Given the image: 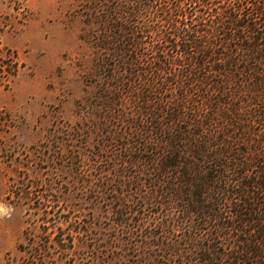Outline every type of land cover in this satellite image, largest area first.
<instances>
[{"label": "rangeland", "instance_id": "obj_1", "mask_svg": "<svg viewBox=\"0 0 264 264\" xmlns=\"http://www.w3.org/2000/svg\"><path fill=\"white\" fill-rule=\"evenodd\" d=\"M209 2L0 0V264H182L169 247L194 263L198 244L146 193L149 148L131 131L147 99L181 95L193 61L178 33H224ZM203 76L192 91L208 100Z\"/></svg>", "mask_w": 264, "mask_h": 264}, {"label": "trees", "instance_id": "obj_2", "mask_svg": "<svg viewBox=\"0 0 264 264\" xmlns=\"http://www.w3.org/2000/svg\"><path fill=\"white\" fill-rule=\"evenodd\" d=\"M209 1L202 8L209 10ZM220 1L224 33L216 42L197 31L178 33L182 52L193 61L178 83L181 95L167 99V92L175 93L169 87L147 99L132 140L149 148L148 197L176 217L167 219L169 225L176 221L198 244L193 264H264V0ZM193 71L214 77L218 94L207 100L203 90L192 91L198 82ZM152 116L154 126L144 131ZM168 250L191 264L182 250Z\"/></svg>", "mask_w": 264, "mask_h": 264}]
</instances>
